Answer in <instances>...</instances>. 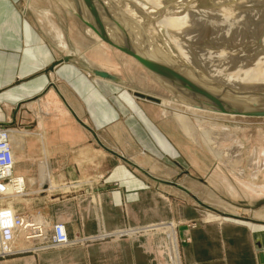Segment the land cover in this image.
Wrapping results in <instances>:
<instances>
[{
    "label": "rangeland",
    "instance_id": "1",
    "mask_svg": "<svg viewBox=\"0 0 264 264\" xmlns=\"http://www.w3.org/2000/svg\"><path fill=\"white\" fill-rule=\"evenodd\" d=\"M75 1L73 0V2ZM143 1L145 3L141 5H145L147 8L135 9L130 13L126 9L127 6L124 5L125 2L117 5L113 14L119 20H110V22L106 15H103L101 4L98 1L97 8H99L100 14L98 12L97 14L103 15L101 17L104 21L107 20V25L111 30L115 29L119 32L127 26L135 34L131 36L132 38L139 37L143 40L146 39L147 44L149 41L150 44L153 43V46L148 44L153 52L164 56L166 59L167 54L177 69L193 80L198 81V79L207 78L215 82L216 80L212 79L214 76H210L208 70L226 71L230 74L228 78L232 79L242 70L241 67L251 69L252 73L255 68L264 71V61L261 62L264 60V0H229L227 8L223 9H221V5L226 4V0H165L164 3L161 0ZM152 2L163 3L165 7L154 25L149 22L147 16V9L154 6ZM81 4L88 8L85 2H81ZM82 5L81 8L85 10ZM18 6L28 17L35 20L43 36H46L53 44L60 56H71L69 60L76 67L82 68L86 74L89 73L90 78L101 80V144L92 136L89 139L90 142H86L84 139L85 141L82 143L81 106L79 105L80 101L75 98L70 97L71 109L69 110L64 107L66 100H62L59 95L55 96V99H51L43 94L34 100L35 102L24 104L17 112L15 111L19 114L18 117L22 123L26 120L25 118H30L27 124L33 122V117L41 113L72 112L74 114V119H70L68 122H54L50 131L42 134L45 136L43 139L46 138L47 141L52 140L56 143V145L51 146V158L53 157L57 165L56 168L35 170L31 178L32 183L26 184L23 178V194L13 193L8 196H0V208L9 207L17 214L38 220L43 224L49 239L53 226L62 223L68 242L61 246L44 247L46 240H25L17 237L12 245L11 253L4 258L13 256L19 251L16 249L18 239L35 242L34 251L36 252L113 239L115 236L109 235V233L114 234V232L107 231L104 227L102 217L103 192H99L98 182L101 180L102 184V179L111 175L112 171L119 166H123L135 175H142L141 170L133 167L132 163L148 161L151 162V165L158 166L150 170L153 176L173 177L179 171L175 168V163H178L181 165V170L177 174L181 179L184 177L206 179L215 172L225 176L226 169L223 167L226 163H219L218 158L204 145L197 129H205L214 137H219L226 127L227 130H235V141L221 139L220 147L217 148L221 151H227V149H231L233 143H239V146L235 148L238 151L236 156H239L234 157L230 162L248 163L250 162L249 155L252 153H255L259 158L257 160H264V117L230 116L229 114L198 108L199 114L216 120L211 122L204 120L203 124L199 125L193 114L184 107V102L181 99L172 95L169 90L163 88L147 72L142 70V67L133 57L118 51L101 39L95 31L63 8L57 0H19ZM186 6L192 8L191 17H196L199 21L193 22L181 31L177 30V25L174 23L176 26L172 31L163 32L165 30H163L162 19L165 20L164 18L169 12L178 14L175 18L181 17V13L185 14L183 20L181 19L182 22L189 19L190 14H186L184 11ZM111 9L113 8L109 7V10ZM159 32L163 34L159 35ZM167 34L172 36H167ZM149 35L155 36H152L153 39H151ZM57 36H61L64 40L65 47L62 48L63 45ZM159 42L168 45L171 51L180 53L184 62L193 64L192 66L205 78L194 77L197 73L194 70L190 71L185 67L182 69L181 65L175 62L173 56L168 54L166 47H161ZM210 52H213V55L209 54ZM258 61L259 64H256ZM93 68L109 72L116 77V80L97 78L90 71ZM236 69L239 70L235 72ZM259 77L260 75H257V78ZM258 83L263 84L264 81ZM202 86L205 85L202 84ZM250 90L264 91V85L261 87L254 86ZM135 91L155 96L160 100L168 99L174 102L172 108L183 112L190 128L195 129V138L184 133L174 115L169 114V112L162 115L163 109L159 102L141 99L134 95ZM54 103L60 108L56 109ZM1 110L0 107V112ZM6 127L10 128L9 126ZM84 127L86 128V126ZM26 129L28 135L23 137L22 142L31 146L39 137L34 135L33 127ZM137 130L141 132L143 140L137 137ZM37 133L39 132L36 131ZM71 141L72 146H70ZM57 142L67 143L66 151L61 152L62 147ZM48 154L50 156V152ZM13 173L23 177L15 172V168ZM34 178L36 179L33 180ZM42 179L46 182L41 183L40 180ZM222 181L224 182V178ZM103 187L101 185V188ZM156 196L163 201L164 210L167 209L169 214L178 208L177 200L162 194ZM202 196V203L196 207L198 209L196 222L221 220L223 217L220 211L223 210L225 202L220 204L219 201L211 203L205 200L208 198V194L204 188H202ZM100 210L101 224L99 223ZM108 218L113 221V212H110ZM49 221H52L50 226L48 225ZM88 223H95L100 227L98 229L100 231L79 239L69 237L68 224L84 226ZM174 225L172 219L160 220L143 225L123 226L121 229L117 228L118 231H126L123 234H117L118 236L129 237L133 234L128 235V232L134 229L142 232V234H136L137 236H144L147 233H144L142 229L148 227V234H168L171 236L170 231ZM167 245L172 254V246L169 243Z\"/></svg>",
    "mask_w": 264,
    "mask_h": 264
},
{
    "label": "crops",
    "instance_id": "2",
    "mask_svg": "<svg viewBox=\"0 0 264 264\" xmlns=\"http://www.w3.org/2000/svg\"><path fill=\"white\" fill-rule=\"evenodd\" d=\"M18 1L0 0V125L12 129L15 172L22 175L27 184L33 182L35 170L57 166L51 158V146L56 143L43 139V132H49L54 122L74 119V114L41 113L27 124L30 118L22 123L15 111L43 94L51 99L59 95L67 101L64 107L69 110L70 97L75 98L81 103L82 143L90 142L92 136L101 144V80L90 78L89 73H84L71 60L47 70L65 55H59L35 20L19 9ZM54 107L60 108L56 103ZM32 127L39 139L29 146L22 141L28 135L26 128ZM137 133L143 140L141 132L137 130ZM67 145L60 143L61 152L66 151ZM150 163H132L142 175L119 166L102 179V184L101 180L98 182V190L103 192L104 227L114 232L109 233L115 236L113 239L45 252L34 251L35 242L18 239L16 249L19 251L1 258L0 264H264V167L255 172L250 162H229L223 167L225 176L215 172L206 179H181L177 174L181 170L178 163L175 168L179 171L173 177L153 176L150 170L158 166ZM202 188L208 194L205 200L225 202L220 211L221 220L196 222V207L203 201ZM159 194L178 201V208L172 214L164 210L163 201L156 196ZM110 212H113V221L108 218ZM170 219L175 223L171 236L148 234V227L142 229L147 233L144 236H137L142 232L134 229L128 232V235L133 234L129 237L120 235L126 230L118 231L123 226ZM49 222L50 226L52 221ZM98 229L95 223L67 225L69 237L75 239L99 232ZM167 243L172 246V254Z\"/></svg>",
    "mask_w": 264,
    "mask_h": 264
},
{
    "label": "water",
    "instance_id": "3",
    "mask_svg": "<svg viewBox=\"0 0 264 264\" xmlns=\"http://www.w3.org/2000/svg\"><path fill=\"white\" fill-rule=\"evenodd\" d=\"M57 1L59 2V0ZM71 2L72 5L67 3V0L59 3L63 8L74 14L83 24L95 31L101 39L105 40L118 51L133 57L142 67V70L147 72L157 83L166 90H169L172 95L177 96L185 104L224 114L264 117V91L245 90L241 91L242 98H233L229 93H226L227 89L214 81L198 79V81L205 85L202 86L201 83L198 84L190 77L187 78L179 72L175 65L170 63L164 56L153 52L142 38L125 36L123 29L119 30V32L111 30L104 24L102 25L98 19L93 20L87 17V15L81 14L79 9L83 8L79 6L80 4L76 1ZM91 2L93 4L91 3L90 6L94 12L98 0H91ZM90 14L95 15L91 12ZM117 34L118 36H116ZM136 46H144L145 49L140 50V52ZM68 60L69 56H63L61 59L54 61L47 70H53L57 64ZM91 72L101 78L116 80V77L107 71L92 69ZM194 77H198L197 73H195ZM206 91L211 92L212 96L206 95ZM134 95L152 102H160L159 98L145 93L135 91Z\"/></svg>",
    "mask_w": 264,
    "mask_h": 264
},
{
    "label": "bare ground",
    "instance_id": "4",
    "mask_svg": "<svg viewBox=\"0 0 264 264\" xmlns=\"http://www.w3.org/2000/svg\"><path fill=\"white\" fill-rule=\"evenodd\" d=\"M61 1H63L64 2V0H59V2H61ZM71 1H73V0H67V3H69V4H71L72 2ZM78 3H80L81 4V2H85L87 5H88V8H87V6H83L82 4V6L85 8V11H83V9H79L80 10V13L81 14H83V15H87V17H89L90 19H93V20H99L100 22H101V24L103 25H105L106 27H108L109 28V26L107 25V20L106 21H104L103 20V18L101 17V16H103V15H106V18L109 20V22H110V20H116V19H118L119 20V18L117 17V16H115L113 13H114V11L116 10V8H117V5H119V4H121V3H123V2H125L124 3V5H126L127 6V8L126 9H128L127 11H128V13H130V12H132V10H135V9H145V8H147V7H145V5H141V4H143V3H145L143 0H98L99 1V3L101 4V8H102V12L104 13H101V14H103V15H98L97 14V12L100 14V10H98L99 8H97L96 7V9H94L95 11L93 12V8L91 9V2H88V0H76ZM81 1V2H80ZM163 3L164 2H166L165 0H161ZM227 1V3L226 4H224L223 6L221 5V9H223V8H227V4H228V2H229V0H226ZM232 1V0H231ZM153 3V2H152ZM163 3H153V7L152 8H150L149 7V9H147V16H148V19L150 20L149 22H151V24L152 25H154L155 24V22H157L158 20H159V14L161 13V11H162V9L163 8H165L164 6H163ZM217 4V3H216ZM72 5V4H71ZM81 5H79V6H81ZM133 6V7H132ZM188 6V5H187ZM187 6L184 8V11H185V13L186 14H190V13H192L191 11H192V8L190 9V8H187ZM109 7H111V8H113V9H111V10H109ZM199 7H201V6H199ZM219 7V6H218ZM75 8V7H74ZM100 8V9H101ZM194 10H196V9H194ZM198 10V9H197ZM220 10V9H219ZM112 11V12H111ZM90 12L91 13H94L95 15H92V14H90ZM173 12L171 11V12H169L168 14H167V16L164 18L165 20H163L162 19V21H163V23H164V29L163 30H165V31H163V32H168V30L169 31H172L173 30V28L176 26V28H177V30H179V31H181L182 29H184V28H186L188 25H191V24H193V22H195V21H199L198 19H196V17H191L192 15L190 14L189 15V19H186V20H184L183 22L181 21V19L183 20V15H185V14H183V13H181V17H179V18H175V16H178V14H172ZM204 14V13H203ZM229 15V14H228ZM227 15V16H228ZM101 17V18H100ZM229 17V16H228ZM230 19H232V18H230ZM180 22H182V23H180ZM174 23L176 24L175 26H174ZM180 23V24H179ZM237 24V23H236ZM232 25V24H231ZM236 26V25H235ZM127 27V26H126ZM126 27H124L125 29H123V33L125 34V36H134L135 34H133L132 33V30L129 28L128 29V27L126 28ZM234 28V27H233ZM188 29V28H187ZM192 29V28H191ZM115 30V29H114ZM189 31H190V29H189ZM197 31V30H196ZM223 31H224V29H223ZM184 32V31H183ZM188 32V31H187ZM187 32H186V34H187ZM137 33V32H136ZM159 35H162L163 33L162 32H159L158 33ZM116 36H118V34L116 35ZM150 36V38L151 39H153L152 38V36L154 37L155 35H149ZM167 36H172V35H169V34H167ZM233 38V37H232ZM58 39H59V41L61 42V44L63 45L62 46V48L63 47H65L66 46V43L64 42V40L61 38V36H58ZM146 40V39H145ZM144 40V41H145ZM150 40V39H149ZM152 41V40H151ZM146 42H148V41H146ZM151 42L149 41V43L148 44H150ZM160 43V42H159ZM153 44V43H152ZM152 44H150V45H152ZM161 44V47L162 46H165L166 47V50H167V52H168V54H170V56L172 57L173 56V58H174V60H175V62H178L179 63V65H181L180 67L182 68V67H185V68H187V69H189L190 71H192V70H194V71H196L197 73H198V76H200V77H202V78H205L202 74H200V72H198L197 71V69L195 68V67H193L192 65H191V63H186V62H184V60H183V56L180 54V53H178L177 51H171V48L168 46V45H165V44H163V43H160ZM153 46V45H152ZM137 47V49L140 51V50H144L145 49V47L144 46H136ZM157 47V46H156ZM168 48V49H167ZM170 48V49H169ZM257 51V50H256ZM141 52V51H140ZM157 53H159V52H157ZM209 54H211V55H213V52H210ZM71 57V56H70ZM69 57V58H70ZM166 57H167V59H168V61L170 62V63H172L173 65H175L169 58H168V56H167V54H166ZM264 59V58H263ZM264 60H261V62H263ZM256 64H259V61L256 63ZM196 66V65H195ZM213 66V65H212ZM217 66V65H216ZM241 66V65H240ZM176 68H177V66H175ZM239 67V66H238ZM259 67H260V65H259ZM240 68V67H239ZM242 68V70L240 71V72H238V74H236V76H235V78H228L229 77V73L228 72H226V71H221V72H218V71H214V70H208L209 72V74H210V76H214L212 79H215L216 81V83L217 84H219L220 86H224L225 87V89H227L226 90V93H229V95H231L233 98H242L241 97V91H245V90H250V88H254V86H258V87H261V86H263L264 85V83L262 84V83H258V82H261V81H264V71H262V70H260L259 68H255V69H253L254 71H253V73L251 72V69H249V68H243V67H241ZM261 68V67H260ZM93 69H98V68H93ZM182 69H184V68H182ZM263 69V68H262ZM100 70V69H99ZM179 72H181L182 74H184L182 71H180L179 69H177ZM239 69H236V71L235 72H237ZM90 71H92V69L90 70ZM103 71H105V70H103ZM185 75V74H184ZM232 75V74H231ZM257 75H260V77L259 78H257ZM187 78H189L187 75H185ZM241 76H243V77H241ZM97 78H101V77H98V76H96ZM217 77V78H216ZM103 79V78H102ZM205 79H207V78H205ZM103 80H105V78L103 79ZM106 80H109V79H106ZM193 80V79H192ZM194 82H196V83H198L199 84V82L197 81V80H193ZM212 81V80H211ZM201 84H203V83H201ZM238 90V91H237ZM205 93V92H204ZM234 93V94H233ZM206 95H209V96H212V94H211V92H207L206 91V93H205ZM173 104H175L174 102H171L170 100H164V99H162V100H160V102H159V105L162 107V115H166L167 114V112H169V114H172V115H174L175 116V119H176V121L178 122V124L180 125V127L182 128V130L184 131V133H187L189 136H191V137H194L195 135H194V133H195V129H191L190 128V126L188 125L189 124V122L186 120V116L183 114V112L182 111H177L176 109H174V108H172V106H173ZM184 107L185 108H187L190 112H191V114H193V116H194V119L199 123V125L200 124H203V122H204V120H206V121H209V122H211V121H216L214 118H208V117H205V116H203V115H201V114H199V112H198V108L197 107H193V106H190V105H188V104H185L184 103ZM201 109V108H200ZM199 109V110H200ZM186 110V109H185ZM173 111V112H172ZM176 111V112H175ZM209 111V110H208ZM198 112V113H197ZM212 112V111H211ZM218 113V112H217ZM224 114V113H223ZM230 116H233L234 114H229ZM237 116H244V115H237ZM252 117V116H251ZM213 124V123H212ZM215 124V123H214ZM217 124V123H216ZM217 129V128H216ZM198 130V132H199V134L201 135V138H202V140H203V142H204V145L213 153V155L214 156H216L218 159L217 160H219V163L221 162V163H226L227 164V162H230L231 161V159H234V157H237V156H239V155H237L236 156V154H237V150H235V148H237L238 146H239V143H233V145H232V147H231V149H227V151H221V150H218L217 148H219L220 146V140L222 139V140H228V139H230V140H232V141H235V139H234V133H235V130H227V127L222 131V133L219 135V137L218 136H211L209 133H208V131L207 130H205V129H202V128H200V129H197ZM215 133H216V131H215ZM236 134V133H235ZM11 138H12V136H11ZM195 138V137H194ZM198 140V139H197ZM219 146V147H218ZM231 146V145H230ZM241 147V146H240ZM257 159H259L257 156H256V154L255 153H252V154H250L249 155V161H250V163H251V165L252 166H254L255 167V169H254V171L255 172H258L259 171V169L261 168V167H263V165H264V160L262 159V160H257ZM235 162V161H234ZM225 164V165H226ZM229 164V163H228ZM228 164H227V166H228ZM230 167V166H229ZM254 173V172H253ZM255 174V173H254ZM19 181H20V184H22V183H24V180H23V178L22 177H19ZM19 187H21V186H19ZM5 190L7 191V193H10L12 190H13V187H11V186H6L5 187Z\"/></svg>",
    "mask_w": 264,
    "mask_h": 264
},
{
    "label": "built area",
    "instance_id": "5",
    "mask_svg": "<svg viewBox=\"0 0 264 264\" xmlns=\"http://www.w3.org/2000/svg\"><path fill=\"white\" fill-rule=\"evenodd\" d=\"M11 131L10 128L0 125V196H8L13 193L21 195L24 191V183L20 184L19 181L21 176H16L13 173L15 157ZM6 186L13 187V190L7 193ZM50 236L49 239L43 224L38 220L17 214L9 207L0 208V257L4 258L11 253L12 245L17 237L25 240H46L44 247L61 246L68 242L62 223L53 226Z\"/></svg>",
    "mask_w": 264,
    "mask_h": 264
}]
</instances>
